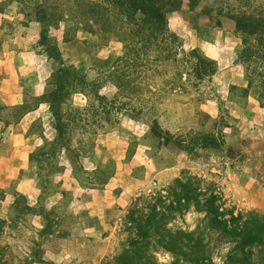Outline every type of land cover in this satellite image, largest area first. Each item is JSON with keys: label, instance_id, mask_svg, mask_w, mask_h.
<instances>
[{"label": "rangeland", "instance_id": "1", "mask_svg": "<svg viewBox=\"0 0 264 264\" xmlns=\"http://www.w3.org/2000/svg\"><path fill=\"white\" fill-rule=\"evenodd\" d=\"M41 1L0 0V12L12 6L26 27L37 22ZM48 6L49 40L76 73L61 106L63 140L46 102L55 86L36 42L40 23L34 38L31 30L18 43L10 41L17 28L0 19V264H113L135 234L133 207L185 176L199 179L202 192L215 190L225 209L264 217V89L257 79L247 87L252 70L239 59L243 44L230 16L264 0L185 3L168 15L177 37V57L169 58L161 41L153 52L130 33L85 31L84 0ZM17 49L31 55H4ZM193 50L214 63V75L196 78ZM120 76L127 78L118 88ZM155 119L187 150L164 147L151 132ZM207 135L224 146L204 148ZM203 219L192 208L168 227L202 231ZM205 242L213 261L227 264L230 246ZM156 257L172 261L164 251Z\"/></svg>", "mask_w": 264, "mask_h": 264}, {"label": "trees", "instance_id": "2", "mask_svg": "<svg viewBox=\"0 0 264 264\" xmlns=\"http://www.w3.org/2000/svg\"><path fill=\"white\" fill-rule=\"evenodd\" d=\"M49 1L42 0L35 7L36 21L42 27L36 42L44 48L42 54L51 64L55 90L46 102L56 121L57 137L63 140L69 126L64 123L61 106L68 98V85L76 73L65 66L58 47L49 40L48 29L52 26L53 17ZM202 1L84 0V6L87 7L84 20L88 26H84V30L95 36L103 33L118 37L130 33L134 38L145 41V48L153 52L161 41V50L168 58L177 57L172 47L177 37L169 29L168 15L182 9L185 3L195 8ZM230 16L235 21V33L243 44L239 59L247 70H252L248 75L247 87L252 88L257 79L264 89V7L248 6ZM129 49L126 45V50ZM191 56L195 58L193 69L197 79L202 80L215 74L213 62L198 55L195 50L191 51ZM126 78L118 77L116 86L121 88ZM150 128L164 147L187 150L186 142L164 131L157 119ZM204 138V148L220 150L225 144L214 136L207 135ZM199 184L200 180L196 177L185 176L176 179L167 189L149 196L142 206L137 203L129 215L135 234L127 242V247L114 258L113 264H160L156 257L160 251L172 257L169 264H216L209 244L205 242L206 237L216 244L230 246L226 255L227 264H264V217L256 212L236 214L231 209H225V203L216 195L215 190L202 192ZM203 197L205 199L202 201ZM192 208L204 214L202 231L173 230L168 227L174 215H183ZM3 227L4 224L0 222V233ZM35 263L37 261L30 260L27 264Z\"/></svg>", "mask_w": 264, "mask_h": 264}, {"label": "crops", "instance_id": "3", "mask_svg": "<svg viewBox=\"0 0 264 264\" xmlns=\"http://www.w3.org/2000/svg\"><path fill=\"white\" fill-rule=\"evenodd\" d=\"M2 17H5V20H7V22H10V24L17 28L16 30V34L17 36H11L10 41L12 42H18L21 43V41L27 42V39L29 38V35L31 33L32 30V35L34 38L36 36V34L39 32V24L37 22H31L29 23L28 26L26 27H22L20 24V21L17 17L16 14V10L12 7V6H5L4 10L2 12H0V19ZM4 55H9V56H15L17 59H24L25 57L30 56L31 53L27 52V50H21V49H17L16 51L11 50L10 53H4Z\"/></svg>", "mask_w": 264, "mask_h": 264}]
</instances>
